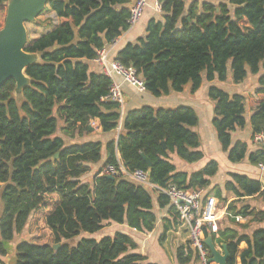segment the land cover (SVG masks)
<instances>
[{"label": "trees", "instance_id": "trees-1", "mask_svg": "<svg viewBox=\"0 0 264 264\" xmlns=\"http://www.w3.org/2000/svg\"><path fill=\"white\" fill-rule=\"evenodd\" d=\"M134 1L50 0L47 9L54 12L56 24L30 38L24 47L39 55L36 63L25 68L30 85L23 87L19 98L13 93V79L0 85V263L8 256L7 242L44 210L52 242L18 241L14 264H158L136 252L133 238L119 231L98 239L82 236L73 245L66 242L82 232H97L109 222L125 223L143 233L154 229L157 216L151 191L122 173L115 150L126 172L144 170L149 181L162 188L172 183L185 190H207L218 172L215 160L188 173L177 171L169 159L170 153L187 163L203 158L199 135L192 129L198 116L187 105H144L128 111L116 144H107L108 155L90 182L80 177L100 162L101 142L65 144L57 134L60 129L66 136L81 135L94 119L102 132L118 126L120 105L105 98L111 79L90 70L89 61L128 30ZM158 1L160 19L149 18L145 35L127 42L114 59L134 68L145 90L155 97L181 92L187 85L195 93L204 77L210 83L207 96L214 102L212 125L228 160L240 162L247 156L251 164L264 166L263 150L248 152L245 142H231V132L247 124V107L252 109L251 137L264 132V72L260 73L264 0ZM6 2L0 0V13L5 11L0 29ZM249 73L258 74L253 94L229 93L212 84L226 81L229 75L239 83ZM141 152L151 161L150 167ZM107 165L116 169L113 179L101 174ZM229 176L222 188L215 185L207 195L213 192L219 201H226L222 191H231L236 198L226 202L232 214L262 221L263 211L236 204L246 196L260 195V181L240 173ZM156 203L159 208L169 206L163 193L157 194ZM169 208L171 218L160 241L178 224L173 207ZM209 233L203 228L202 238ZM211 234L214 241L226 244V264H264V228L250 235L231 228ZM175 257L178 264L197 260L189 241L177 246Z\"/></svg>", "mask_w": 264, "mask_h": 264}, {"label": "crops", "instance_id": "crops-1", "mask_svg": "<svg viewBox=\"0 0 264 264\" xmlns=\"http://www.w3.org/2000/svg\"><path fill=\"white\" fill-rule=\"evenodd\" d=\"M191 1L192 0H186V3H189ZM48 2L45 3L43 9L35 17L34 21L24 22V27L27 34V42L30 38L38 36H30V33L27 29V24L35 23L37 17L44 11H47L49 13L52 12L47 9ZM153 2L154 0H149L138 21L132 27L128 28V30L122 33V35H120L113 43L107 46L110 59H114L116 52L120 50L127 42H134L145 35L146 25L149 18L158 17L160 19L161 12L156 11V9L153 7ZM51 16L52 20L46 22V26H48V28H46L47 30L51 29L53 25L56 24V17L54 12L51 13ZM89 68L92 71L100 72V67L97 63L94 62V60L89 61ZM262 72H264V61L260 69V73ZM257 76L258 74L253 75L249 73L242 82L234 83L229 75L226 81L220 82L218 80H214L212 84L226 90L229 93L249 95L253 94L254 89L257 87ZM115 80L121 85L123 104L120 105V119L118 121V126L114 130L110 132H102L98 124V120L94 119L90 124L92 129H89L88 132L82 133L81 135L75 134L72 137L68 135L66 136L61 134V131H59L60 129L57 132V134L63 138L65 144L80 143L84 141L101 142V159L100 162L91 164L93 171L92 175L97 169L101 167V164L105 161L108 155L106 151L107 144L111 141L116 144L117 137L120 132H122L123 118L128 111L144 105L165 108L187 105L192 107L198 116V122L192 129L199 135L200 149L203 152V158L193 163H187L185 161V163H182L183 160L180 161L178 159H175V157L173 156L174 154H172L171 159L172 163L174 162V166H176V170L186 171L188 173L199 170L208 162H206V160L204 159V157L208 155L210 160H215L218 163V172L210 178V187L208 188V190L215 185L222 188L225 181L230 179V173L245 174L260 181L262 185V193L260 195L254 194L241 198V200L236 201V204L239 205L241 203H244L249 205L250 208H254L256 210H261L264 212V169H262L259 164H251L248 161L247 156L240 162H231L227 158V153L222 151L220 143L217 140L216 131L212 125L214 102L207 96V89L210 86V83L206 81L204 77L202 78L201 86L195 93H190V86L187 85L181 92H170L167 95H162L159 97L153 96L146 90L138 91L129 84L123 83L117 77L115 78ZM251 111V108H246V126L244 128H237L231 132L232 144L237 141L245 142L247 144L248 152H253L259 149V146L254 143L253 138L251 137V129L248 124ZM115 154L118 159L120 169H122V162L120 160V155L117 149L115 150ZM149 190L155 196V199L153 198V211L157 216V221L152 231L145 233L138 232L134 229L129 228L125 223L116 224L114 222H109V224L111 227H115V232L119 231L131 236L137 244V249L135 251L146 256L148 261L156 262L158 264H178L175 257L176 248L178 245L188 241L187 231L178 222L176 226H173L167 231L164 240H159L160 235L164 230V224L168 225V219L171 218V215L169 214L170 208L169 206H166L165 208H159L156 203V196L158 194L157 191L153 189ZM222 195L228 201L236 198L231 191H222ZM233 220L234 219L231 217L223 216L219 221V229L231 228L236 230L239 234L250 235L255 229L264 228V219L262 221H259L253 215L242 216V219L240 221ZM213 242L218 249L222 250L221 243L214 240ZM169 249H171L170 252L172 255L169 253ZM188 264H197V261L195 259H192Z\"/></svg>", "mask_w": 264, "mask_h": 264}, {"label": "built area", "instance_id": "built-area-1", "mask_svg": "<svg viewBox=\"0 0 264 264\" xmlns=\"http://www.w3.org/2000/svg\"><path fill=\"white\" fill-rule=\"evenodd\" d=\"M148 0H135L130 9L128 18L129 28L132 27L142 15ZM153 7L156 11H161V4L154 0ZM94 62L100 67V72L111 79V84L107 100L123 104V94L121 85L115 78H119L123 83H127L138 91H145L144 80L138 76L131 66H125L115 59L109 58L107 47L96 51ZM254 143L259 149L264 151V132L258 133L253 137ZM259 166L264 169L263 164ZM123 174L127 175L134 182L156 190L157 193H163L169 200V206L173 207L178 217V222L183 226L188 235L189 246L197 255V264H209L208 248L203 243L202 229L206 228L210 233H216L219 230V221L223 216L231 217L235 221H240L242 216L234 215L227 209V203L219 205V200L212 194L207 195L205 189L185 190L169 183L166 187H158L152 184L148 179V173L144 170L137 169L128 173L124 168L120 169ZM116 172L114 166H105L101 174L112 175Z\"/></svg>", "mask_w": 264, "mask_h": 264}, {"label": "water", "instance_id": "water-1", "mask_svg": "<svg viewBox=\"0 0 264 264\" xmlns=\"http://www.w3.org/2000/svg\"><path fill=\"white\" fill-rule=\"evenodd\" d=\"M50 0H7L6 16L3 27L0 29V85L8 79L15 82L14 95L19 98V93L23 87L30 85L31 80L25 74V68L39 59L37 53H30L24 50L27 42V34L24 22L34 21L35 17L41 12L46 2ZM90 129H92L90 127ZM164 145V142H162ZM147 166L150 167L151 161L146 155L140 153ZM122 168L124 164L122 163ZM113 179L112 175H107ZM203 243L208 248L210 256L207 259L209 264H226L229 256L225 243H221L218 249L209 233ZM58 248V244L53 246ZM9 264H14L10 262Z\"/></svg>", "mask_w": 264, "mask_h": 264}, {"label": "rangeland", "instance_id": "rangeland-1", "mask_svg": "<svg viewBox=\"0 0 264 264\" xmlns=\"http://www.w3.org/2000/svg\"><path fill=\"white\" fill-rule=\"evenodd\" d=\"M148 1H147V4H148ZM51 13L52 12L49 13L47 11H44L42 14H40L37 17V20H36L35 23L27 24V29H28V31L30 33V36L40 35V34L44 33L47 30L46 28H48V26H46V22L52 20ZM4 15H5V11L3 10L0 13V26L3 23ZM52 25H53V23H52ZM50 28H51V26H50ZM59 131H61V130H59ZM172 154H174V153H170L169 154V159H170L171 162H172V159H171V155ZM173 156L175 157V159H178V160L182 161L175 154ZM204 159L206 160V162L210 160L208 155H206L204 157ZM182 163H185V162L182 161ZM173 164H174V162H173ZM92 172H93L92 171V167L90 166V170L88 172H86L85 174H83L80 177V179L82 181H84V182H89L91 180V178H92ZM206 191H208V189ZM151 194H152L153 198L155 199V196L153 195L152 192H151ZM212 194H214V193L212 192ZM54 197L55 196L52 197L53 200H54ZM225 200L228 201L227 199H225ZM226 201L222 200V201H218V202H219V205H220V203H227ZM1 208H2V206L0 204V214H1ZM44 214H45L44 210L36 212L33 215V217L30 219V221L27 223V225L25 226L23 231L21 233H19V234H16L11 241L7 242L6 245H7V248H8V256L2 257L0 264H9L10 262H13V259H14V256H15V245L20 240L29 239L30 241H34L36 243L52 242V237H51L50 231L44 225V221H43ZM116 224H118V223H116ZM114 228L115 227H111L110 224H106L102 229H100L97 232H94V233L82 232L80 235H78V236H76L74 238H71L69 240H66V242L69 245H73L82 236L93 237V238L98 239V238H100L101 236H104V235H112L115 232ZM170 251H171V249H169V253L171 254Z\"/></svg>", "mask_w": 264, "mask_h": 264}]
</instances>
